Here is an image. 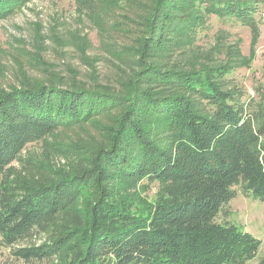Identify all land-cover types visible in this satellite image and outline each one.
<instances>
[{"label":"trees","instance_id":"16d2710c","mask_svg":"<svg viewBox=\"0 0 264 264\" xmlns=\"http://www.w3.org/2000/svg\"><path fill=\"white\" fill-rule=\"evenodd\" d=\"M29 1L0 0V18ZM74 2L99 53L81 30L70 40L35 24L32 53H12L18 81L0 85V247L61 264H227L255 253L259 239L217 218L236 185L264 201V98L234 76L248 66L239 39L223 31L201 44L214 17L260 37L264 0ZM62 43L86 72L47 58L52 47L65 54ZM100 55L112 65L105 78ZM65 132L80 144L59 167L51 144ZM140 181L159 184L141 205L127 190Z\"/></svg>","mask_w":264,"mask_h":264},{"label":"rangeland","instance_id":"374dc122","mask_svg":"<svg viewBox=\"0 0 264 264\" xmlns=\"http://www.w3.org/2000/svg\"><path fill=\"white\" fill-rule=\"evenodd\" d=\"M35 24L42 25L41 35L50 36L52 31H55L63 38L66 36L68 39H70L71 32L81 30L82 33L88 35L94 44V49L89 53L91 55L99 53V50H97L99 45L98 30L77 9L74 0H31L13 16L0 18V64L5 66L4 73H6L5 76H0V85L8 86L18 81L16 62L12 53H15V56L20 50L26 56L30 52L32 53L34 50L33 44H35ZM212 24V32L209 38L202 42V47L210 48L214 45L217 35L223 31L229 33V40L236 41L239 39L248 66L238 67L234 76L238 77V81L244 86L251 98H255L257 102L259 99H263L264 90L259 93V89H264V14L261 15V34L258 38L252 34L249 27L241 24L222 25L215 17L212 19ZM52 27H57V29L51 30ZM46 43L50 47L52 46L49 39ZM65 49V54L57 55L58 53H55L52 47L47 53V58L56 62L62 68L66 67L67 63H72L83 73L86 72L87 65L81 61L75 47L71 45L65 47ZM28 64L27 66H29ZM97 65L103 78L112 74V65L106 56H101ZM29 69L32 70V67ZM52 142L51 148L54 149L55 162L59 167L68 166L69 152H72V147H78L80 141L72 140L70 135L65 132L64 135L56 136ZM41 144H30L27 150L40 152ZM55 145L58 149H55ZM78 151H81V149ZM234 189L236 190V197L231 200L225 211L217 219L220 222L229 221L234 223L239 230L250 233V235L259 239L261 246L255 253L238 255L236 260L227 264H259L260 260L264 258V201L255 198L251 193L246 194L241 185L234 186ZM127 190L130 197L134 198V202L141 205L147 200L154 199V195L159 191V184L157 182L142 183L140 181L131 184ZM43 240V237L38 238L40 242ZM61 262V259L57 258L55 261H32L27 263L14 256L10 248L0 247V264H61Z\"/></svg>","mask_w":264,"mask_h":264}]
</instances>
